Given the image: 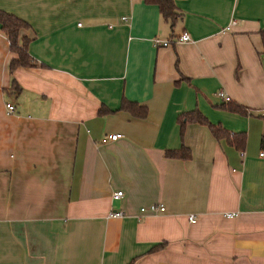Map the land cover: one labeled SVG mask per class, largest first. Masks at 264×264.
I'll use <instances>...</instances> for the list:
<instances>
[{"label":"crops","instance_id":"1","mask_svg":"<svg viewBox=\"0 0 264 264\" xmlns=\"http://www.w3.org/2000/svg\"><path fill=\"white\" fill-rule=\"evenodd\" d=\"M173 3L171 21L148 0H0L32 59L10 71L0 23V264H264V0ZM196 109L243 148L182 135Z\"/></svg>","mask_w":264,"mask_h":264},{"label":"trees","instance_id":"2","mask_svg":"<svg viewBox=\"0 0 264 264\" xmlns=\"http://www.w3.org/2000/svg\"><path fill=\"white\" fill-rule=\"evenodd\" d=\"M148 1L157 3L160 6L161 11L163 12V15L169 18L171 21H174L177 12L173 0ZM0 23L1 30L10 41L11 51L17 55V57L12 59L10 62V71H13L18 67L30 66L32 64V59L28 53V38L27 36H23L22 38L20 37L21 31L25 28H28L29 24L25 20L17 17L16 15L3 10H0ZM261 36L264 47V30L261 31ZM222 107L224 109L233 112H238L240 114H247V110L245 108L231 102V100L226 102V104L224 103ZM121 109L127 110L131 114L139 116L141 118L146 117L148 114L147 107L141 106L136 102L128 101L126 99H123ZM178 120L181 127L182 135L187 123L193 122L207 125L217 139L229 140V142L236 144L239 149L243 148L244 143L246 141V136L244 134H233L231 132H228L225 128L222 127V125L210 122L198 109L181 114ZM262 142L264 143V134L262 137ZM167 154L171 157H182L186 159L191 157V152L187 147H183L180 150H170L167 152ZM161 246L162 244L157 245V247Z\"/></svg>","mask_w":264,"mask_h":264},{"label":"built area","instance_id":"3","mask_svg":"<svg viewBox=\"0 0 264 264\" xmlns=\"http://www.w3.org/2000/svg\"><path fill=\"white\" fill-rule=\"evenodd\" d=\"M126 19V18H124ZM237 24V20L233 19L231 21V23L226 27V30H232V28ZM190 40V37L188 34L184 33L180 36L179 38V41H189ZM155 46H170L172 44V41L171 40H161L159 38H155L153 40ZM217 96L219 98H221L223 101L225 102H228L231 100V97L226 94L224 91H219L217 93ZM6 108H7V113L8 114H11L15 111V106L13 103H7L6 104ZM122 137V134L121 133H114V134H111L110 135V139L112 141H117L119 140L120 138ZM261 156L264 157V150L261 152ZM123 196V191H116L114 192L113 194V199L114 200H118V199H121ZM166 207L163 205V204H151L150 206H148L147 208H141V211L143 212H146V211H149V212H152V213H158V212H163L165 211ZM235 213H230L228 214V216H234ZM110 216H113V217H123L124 216V212L121 211V210H114L110 213ZM189 219L191 220V222H195L196 219L193 215H191L189 217Z\"/></svg>","mask_w":264,"mask_h":264}]
</instances>
